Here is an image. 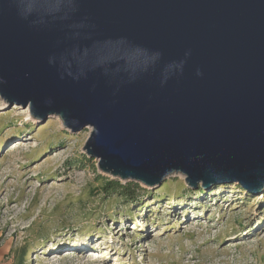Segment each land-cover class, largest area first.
<instances>
[{
    "label": "water",
    "instance_id": "obj_1",
    "mask_svg": "<svg viewBox=\"0 0 264 264\" xmlns=\"http://www.w3.org/2000/svg\"><path fill=\"white\" fill-rule=\"evenodd\" d=\"M0 96L87 126L123 181L264 186V0H0Z\"/></svg>",
    "mask_w": 264,
    "mask_h": 264
},
{
    "label": "rangeland",
    "instance_id": "obj_2",
    "mask_svg": "<svg viewBox=\"0 0 264 264\" xmlns=\"http://www.w3.org/2000/svg\"><path fill=\"white\" fill-rule=\"evenodd\" d=\"M90 133L0 96V264L21 248L26 264H264V186L123 181L89 157ZM104 178L138 188L124 198Z\"/></svg>",
    "mask_w": 264,
    "mask_h": 264
},
{
    "label": "trees",
    "instance_id": "obj_3",
    "mask_svg": "<svg viewBox=\"0 0 264 264\" xmlns=\"http://www.w3.org/2000/svg\"><path fill=\"white\" fill-rule=\"evenodd\" d=\"M101 187L106 191V192H113V193H118L124 198H131L132 195L135 193L136 189L138 188L137 185H133L131 183H121L118 180H113V179H107L104 178L103 184H101ZM26 248H21L19 250L17 259L15 263L13 264H26V256H27V250Z\"/></svg>",
    "mask_w": 264,
    "mask_h": 264
},
{
    "label": "bare ground",
    "instance_id": "obj_4",
    "mask_svg": "<svg viewBox=\"0 0 264 264\" xmlns=\"http://www.w3.org/2000/svg\"><path fill=\"white\" fill-rule=\"evenodd\" d=\"M16 142V141H15ZM61 242V241H60ZM68 244V243H67ZM54 245V244H53ZM55 246V245H54ZM63 254V253H62ZM101 256V255H100ZM93 257H99V253H97L96 251H94V255ZM53 259V258H52Z\"/></svg>",
    "mask_w": 264,
    "mask_h": 264
}]
</instances>
